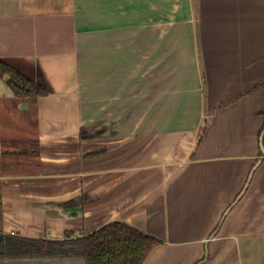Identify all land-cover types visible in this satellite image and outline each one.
<instances>
[{
    "label": "crops",
    "instance_id": "obj_1",
    "mask_svg": "<svg viewBox=\"0 0 264 264\" xmlns=\"http://www.w3.org/2000/svg\"><path fill=\"white\" fill-rule=\"evenodd\" d=\"M0 61L46 91L0 79L2 233L118 221L160 240L142 264H264V0H0Z\"/></svg>",
    "mask_w": 264,
    "mask_h": 264
},
{
    "label": "trees",
    "instance_id": "obj_2",
    "mask_svg": "<svg viewBox=\"0 0 264 264\" xmlns=\"http://www.w3.org/2000/svg\"><path fill=\"white\" fill-rule=\"evenodd\" d=\"M0 79L13 92L14 100L35 103L46 94L38 84L0 61ZM0 142L4 140L0 139ZM10 143H19L10 141ZM63 239H43L4 234L0 231V258L69 256L79 251L85 264H142L160 240L123 222H110L97 230ZM76 255V254H74Z\"/></svg>",
    "mask_w": 264,
    "mask_h": 264
},
{
    "label": "water",
    "instance_id": "obj_3",
    "mask_svg": "<svg viewBox=\"0 0 264 264\" xmlns=\"http://www.w3.org/2000/svg\"><path fill=\"white\" fill-rule=\"evenodd\" d=\"M263 136H264V128H263V130L261 131V133H260V137H259V146H260V149H261L262 152H264V149H263V147H262V139H263ZM260 161H261V160L258 159L257 162L255 163V165L252 167V169H251V171H250V173H249L248 179H247V181H246V184H245L243 190L241 191V194L244 192V190H245V188H246V186H247V184H248V182H249V180H250V178H251V175H252L254 169L258 166V164L260 163ZM239 196H240V195H239ZM239 196H238V197L232 202V204L227 208L226 212H227L228 209H229V208L235 203V201L239 198ZM226 212L223 214V217H224V215L226 214ZM213 233H214V232H213ZM212 235H213V234H211V236H212ZM211 236H210V238H211ZM74 254L78 255V254H80V252H79V251H76V252H74V253L71 254V255H74ZM71 255H69V256H50V257H24V258H9V259H2V258H0V261H7V262H9V261H26V260H51V259H60V258H65V257H71ZM79 256L83 258V256H81V255H79ZM206 256H207V248H206V245H205V254H204V258H203L202 260L196 262L195 264H202V263L205 261ZM83 259H84V258H83ZM84 264H85V261H84Z\"/></svg>",
    "mask_w": 264,
    "mask_h": 264
}]
</instances>
